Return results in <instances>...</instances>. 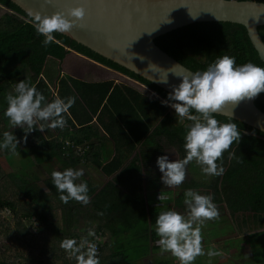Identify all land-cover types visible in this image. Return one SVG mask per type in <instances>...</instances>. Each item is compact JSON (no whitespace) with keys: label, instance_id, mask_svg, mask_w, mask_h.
Returning a JSON list of instances; mask_svg holds the SVG:
<instances>
[{"label":"trees","instance_id":"16d2710c","mask_svg":"<svg viewBox=\"0 0 264 264\" xmlns=\"http://www.w3.org/2000/svg\"><path fill=\"white\" fill-rule=\"evenodd\" d=\"M0 2L13 10L5 12L0 18V93L14 94L16 84L24 80L36 85L45 96L51 95L52 88L40 77L45 62L48 57L65 60L70 48L144 83L165 100L168 99L167 90L59 32L54 33L59 44L43 46L44 37L36 32L28 14L11 0ZM259 32L264 41V27H260ZM155 42L194 71L206 70L224 55L235 57L237 66L246 63L264 65L246 27L239 24L195 23L159 37ZM21 71L22 74L17 77ZM59 95L76 97L69 110L71 117H66L67 126L44 132L35 130L27 135L26 141L22 128L10 131L20 140L15 153L28 151L37 162L58 160L64 167L76 169L92 164L111 176L129 159L137 144L142 148L139 154H135L130 166L113 182L99 187L88 179L81 180L87 182L89 188L91 202L87 205L74 200L64 204L51 179L44 181L48 189L45 190L31 178L18 176L15 172L7 173L0 163V240H5L0 264H76L60 244L65 238L79 241L87 236L89 229L102 237L98 250L100 264H118L113 263L118 259H122L119 264L125 261L134 263L135 259L149 251V239L157 238L152 228L160 213L159 207L154 206L157 200L151 206L143 194L140 163L144 162L147 168L149 183L146 190L159 189L162 184L157 157L164 155L165 146H175L182 157L186 155L184 136L186 126L191 122L185 120L178 124L163 100L113 80L89 82L67 75L60 79ZM257 104L264 112V92L257 99ZM215 117L221 123H236L241 130V139L230 149L235 152L234 158L229 159V153H224V174L210 176V184L205 186L212 189L214 202L226 201L234 214L251 212L256 222L254 227L264 226V133L229 117L217 114ZM7 122L4 114H0V141L9 129ZM104 136L113 143L114 157L109 153L110 146L108 150ZM68 142L77 147L89 145L90 149L80 155ZM9 153L0 149L2 158ZM192 165L195 168V162ZM200 186L194 182L189 188ZM185 190L175 197L179 206L184 201ZM60 210L63 227L58 222ZM8 211L11 221L3 217ZM33 218L38 223L35 232L31 224H26L32 223ZM80 220H86L88 224L83 230L78 228ZM254 234L259 232L250 235L251 240ZM120 244H124L121 249L116 247ZM260 248L263 251L262 245Z\"/></svg>","mask_w":264,"mask_h":264},{"label":"clouds","instance_id":"9594fccd","mask_svg":"<svg viewBox=\"0 0 264 264\" xmlns=\"http://www.w3.org/2000/svg\"><path fill=\"white\" fill-rule=\"evenodd\" d=\"M85 15L83 5L69 8L67 15L61 11L51 15L41 11H28L30 23L44 37L42 44L45 47L51 43L59 44L54 33L70 31ZM179 77H182V82L173 86L168 99L162 103L175 110L180 122L187 120L191 123L186 126L184 136L186 155L175 160H170L168 155L157 157L156 163L162 173L160 179L169 188L179 187L185 181L187 166L192 162L207 176L218 177L224 174V153H229V159L235 157V152L230 149L240 141L241 130L236 123H221L215 114L228 102L235 107L241 101L251 100L264 92V67L253 63L237 66L235 57L228 55L217 58L204 71L182 73ZM5 99L7 108L4 116L10 127L24 130L25 141L27 135L35 130L44 132L64 129L67 126L66 117H71L69 110L76 102L75 96L61 98L59 95H54L49 101L37 90L36 85L24 80H20L14 88V94L8 93ZM19 144L20 140L16 135L5 131L0 149L14 154ZM83 175V168L69 167L63 171H52L51 181L64 204L72 200L84 205L91 202L87 182L81 181ZM167 199L168 196L163 192L158 195L161 202ZM183 203L184 213L170 209L160 212L156 218L154 231L159 237L156 243L161 253H170L179 264H194L203 255L209 258L223 255L215 248L205 252L203 247V226L207 221L220 218L213 196L189 188L184 192ZM95 236V231L89 229L87 236L79 241L65 238L60 247L76 264H100L97 244L88 239Z\"/></svg>","mask_w":264,"mask_h":264},{"label":"water","instance_id":"95a60500","mask_svg":"<svg viewBox=\"0 0 264 264\" xmlns=\"http://www.w3.org/2000/svg\"><path fill=\"white\" fill-rule=\"evenodd\" d=\"M11 1L27 14L29 10H34L49 15L61 11L67 15L69 8L83 5L86 9L84 19L78 21L70 31L61 34L99 56L142 76L168 92L173 91L174 85L182 82V77H179L182 73L196 71L162 50L155 40L195 23L228 22L245 26L254 47L258 51L260 60L264 62V41L259 32V28L264 27V1ZM0 6L6 12H13L1 2ZM69 18L74 19L70 16ZM68 50L78 54L83 59L103 65L75 50L70 48ZM106 68L109 69L108 66ZM136 82L142 83L138 80ZM260 94L251 100L241 101L235 107L231 102H228L216 114L235 119L264 133V112L257 104Z\"/></svg>","mask_w":264,"mask_h":264},{"label":"rangeland","instance_id":"374dc122","mask_svg":"<svg viewBox=\"0 0 264 264\" xmlns=\"http://www.w3.org/2000/svg\"><path fill=\"white\" fill-rule=\"evenodd\" d=\"M5 12L6 11L3 9V7L0 6V18L2 17V15ZM76 55L77 54H75V53L69 52V54L67 56L68 59H65V61L64 60L61 61L59 59L56 60V58L52 59L53 57L48 58L46 69H45L46 74H49L48 70L54 69L55 74H56L55 77H57V75H60V74H63L61 76H64V74H66V75L68 74V75H71L72 77L76 76V78L86 79V80H105V79L110 78V76L109 75L107 76V74H110L109 72H112V71H109V69H106V68H102V67L98 66L97 64L91 63L90 61L85 60L82 57H80V56L78 57ZM81 68L83 69L82 72L79 70ZM20 74H22V71H21V73L18 72L17 77H19ZM130 80H131L132 84H134L140 90L144 89V92H147V93H149L155 97H159V96L162 97L159 93H157L152 88L150 89L147 86L143 85L142 83L136 82V80H134L132 78ZM51 85L54 87L53 82H51ZM6 96H7V94H5L3 92L0 93V114H4V111L7 108V101L5 99ZM171 109H173V108H171ZM173 115L175 116L176 121H178V124H180L176 113H173ZM7 127L11 128L9 124H7ZM17 128H19V127H17ZM104 137L107 138V140L111 141L109 137H106V136H104ZM107 140H106V143H107L106 146L109 150V145H108L109 142ZM176 152H177V147H175V146H171V147L165 146V148H164V155H168L170 160H175L177 158V156L179 154L177 152V155H176ZM104 155L105 154H103V156ZM179 157H181V156H178L177 159H179ZM0 163L3 164V167L5 168L7 173L15 172L18 176L25 177L27 179L31 178V179H33V181L38 183L45 190H48V189L45 186L44 181L47 179H51L52 171H54V170L61 171V165L59 164L60 161H58V160L55 161V163H56L55 165H57L58 167L53 166V164H51V163L48 164L45 162H37L35 157L31 156L28 151H21V152L14 153V154L9 153V154L5 155V158H2V156L0 155ZM188 166H190V167H188ZM188 166H187L186 179L182 184H184V183L191 184L193 180L194 181L196 180L198 183L210 182V176H207L204 173H202L201 168L196 163H195L194 170L192 169V163ZM81 168L84 169V175H83V177H81V180L88 178L92 183L96 184L99 187H102V185L105 184L104 183L106 181L105 176L102 174V172L99 169L95 168L92 164L85 165V166L82 165ZM74 169H76V168H74ZM166 188L168 189L167 186H166ZM178 188L179 187H176V189L174 191L178 190ZM15 190H16V188H15ZM199 191L201 194H204L205 193L204 191H206V189L205 188H199ZM153 201L154 200L149 199L148 202L150 205H152ZM171 207H175V205L172 204ZM218 209L220 212V218L218 220L207 221L206 225L210 230H204L206 228L203 227L202 231H204V232H202V235H203V243H205V241H210L212 235L214 238H216V240H214V242H215V246H218V247L215 250H218L220 246L224 247V248H220L221 250H223V255L219 256L221 258V261L217 262V256L209 258L207 255H203V256L198 257L196 259V261L194 262V264H252L253 262H256V261H254L255 258H254V254H252L253 252L250 255L246 256L245 254L236 253L235 252L236 249L234 247L230 246V245L238 244V246L240 247V245L243 246L242 243H244V242L246 243L247 241H249L245 238L249 237V236L247 237V234L249 235V233H254V230H253L254 220H253L252 215L239 213L237 215L232 216V213L230 211H228L225 207H223V208L219 207ZM3 217H6L7 219H9L8 221L12 220L11 219L12 216L9 215L8 212ZM244 221L245 222L247 221L246 222L247 224L241 226ZM58 222H59L61 227L64 226L63 222H62L61 210L58 211ZM26 224H27V226H29L31 224L32 225V231L35 232V228L37 227V223L26 222ZM87 225L88 224H87L86 220H80L78 228H79V226H81L85 229V227ZM232 225H234L235 228H232ZM152 230H154V228H152ZM207 231H209V232H207ZM234 231L240 232L239 237H236L235 235H232V234H230V235L228 234V233H235ZM263 236H264V228L262 229L261 233H259L257 235L254 234L253 239L249 242L248 245H246L247 253L250 252V250L248 248H252V246L256 250L258 248H260V246H261L260 243H262ZM157 238L159 239L158 236H157ZM221 238H226V239H221ZM4 242H5V240H3V239L0 240V256H1V253L5 249L4 248ZM152 243H153L152 239H149V245H151ZM239 247H237V248H239ZM207 248L212 249V247H207ZM240 251H242V250H240ZM256 253H257L256 256L260 257V255L262 254V251L257 250ZM144 255H146V254H144ZM144 255H142L143 257L142 256H139V257L144 259L147 257ZM157 256L164 257V258L168 259L169 260L168 264H171V262L175 264V260H172L173 256L170 253L161 254V252L160 253L158 252V248L155 247L154 253H152V257L150 258V261H151V259H155V257H157ZM240 258H243V259L241 260ZM121 261H122V259H118L116 261L114 260L113 263L117 262L119 264ZM144 262L147 263V260L144 259ZM123 264H135V263H133V261H125Z\"/></svg>","mask_w":264,"mask_h":264},{"label":"crops","instance_id":"0c3cea01","mask_svg":"<svg viewBox=\"0 0 264 264\" xmlns=\"http://www.w3.org/2000/svg\"><path fill=\"white\" fill-rule=\"evenodd\" d=\"M73 53V52H72ZM76 54V53H75ZM76 56H78L79 57V55L77 54ZM81 57V56H80ZM48 58H52V57H48ZM48 58H47V60H46V62H45V65H44V68H43V72H42V74L40 75V77H43V79H45V81L47 82V84L49 85V87H51L52 88V93H51V95H46L45 97L48 99V100H51L52 99V95H53V93H55L56 95H59V86H60V79H61V77H65V76H67L66 74H64V76H61V75H63V74H60V75H57V77H55L56 76V74H55V70L53 71V70H48V73L49 74H46V71H45V69H46V65H47V61H48ZM52 59H54V58H52ZM66 59H68V57L66 58ZM57 60V59H56ZM85 60H87V59H85ZM65 61V60H64ZM88 61H90V60H88ZM91 62V61H90ZM91 63H94V62H91ZM95 64H97L98 66H100V67H102V68H106V66H103V65H100V64H98V63H95ZM106 69H108V68H106ZM81 72H82V68L81 69H79ZM85 71V70H84ZM109 71H112V72H109L110 74H107V76L109 75L110 76V78L109 79H105V80H113L115 83H122V84H126L127 86H130L131 88H134L135 90H137V91H139L140 93H146V95H148V96H151V97H153V98H156V99H161V100H163V101H165V99L163 98V97H155V96H153V95H151V94H149V93H147V92H144V89L143 90H140L139 88H137L134 84H132V82H131V77L130 76H128V75H126V74H124V73H122V72H120V71H116V70H113L112 68H110L109 67ZM47 75V76H46ZM71 76V75H70ZM74 78H76V76H74ZM76 79H79V78H76ZM133 79V78H132ZM80 80H85V81H89V82H91V81H105V80H86V79H80ZM130 80V81H129ZM51 82H53L54 83V87L51 85ZM60 96V95H59ZM61 97V96H60ZM67 97H69V96H66V95H62V97L61 98H67ZM172 108V107H171ZM171 108H169L170 110H172V112L173 113H175V110L174 109H171ZM161 120V119H160ZM160 120L158 121V122H160ZM96 121V118H94V121L93 122H95ZM7 124H9V121L7 122ZM158 124V123H157ZM156 124V125H157ZM17 128V127H16ZM16 128H9L8 129V131H12V130H15ZM106 140H107V138L105 139V142H106ZM111 140V139H110ZM108 145L110 146V150H109V153H111V155L114 157V155H116V153H115V151H113V153H112V149H113V143H112V141H109V143H108ZM171 147V146H170ZM140 148H142V145H140V144H137L136 146H135V150H134V152L132 153V155L129 157V159H127V161L121 166V168L119 169V171H117L114 175H111V176H107V175H105L100 169V171L102 172V174L105 176V178H106V181L104 182L105 184H107L108 182H113V180H114V178H116V176L117 175H120L121 173H122V171H124L128 166H130L129 164L131 163V161H133V157L135 156V154H139V149ZM178 152V151H177ZM177 152H176V155H177ZM178 154H179V152H178ZM178 156H181V157H179V159H182L183 157H182V155L181 154H179ZM178 156H177V158H178ZM176 158V159H177ZM140 162H142V158H140ZM45 163H51V164H53V166H56V167H58L57 165H55L56 163H55V161H53V162H49V161H47V162H45ZM193 163V162H192ZM60 165H61V171H63L64 169H66V168H69V167H64V165H62V163L60 162L59 163ZM191 164V163H190ZM189 164V165H190ZM89 165V164H88ZM85 166V165H84ZM82 166H80V167H77V169H80ZM140 167H142V169H140V171H142V173H140V180H142V186H143V194H144V196H145V198L147 199V201H149V199H152V200H157L156 201V204H158L157 205V207H159V211L160 212H162V211H166V210H170V209H175V210H177V211H179V212H181V213H184L185 212V205H184V203L182 202V205H177L176 204V201H175V197L176 196H178V194L179 193H181V191L182 190H184V189H189V186H191V185H193V183L194 182H197L196 180L194 181H192V183L191 184H188V183H184V184H181L180 186H179V188H178V190H176V191H174L175 189H176V187H171V188H169L168 187V189L166 188V186H164L163 185V183H162V181L160 182L162 185L161 186H159L160 188L159 189H156V190H146V186H147V184L149 183L148 182V180H147V168H146V166L144 165V162L143 163H140ZM188 167H190V166H188ZM192 169L194 170V167H193V165H192ZM161 173V172H160ZM161 175H162V173H161ZM124 177H127V175L126 176H124ZM86 179H88V178H86ZM89 180V179H88ZM198 183V182H197ZM104 184V185H105ZM198 184H201L202 186H200V187H197V188H194V190H196V191H198V192H200L199 191V188H205L206 189V191H204L205 193H204V195H212V189H210V188H206L207 186H205V185H208V184H210V182H206V183H198ZM104 185H102V186H104ZM187 186V187H186ZM186 187V188H185ZM161 192H163L166 196H168V199L167 200H165V201H159L158 200V195L161 193ZM213 196V195H212ZM217 206H218V208L219 207H221V208H223V207H225L228 211H230L229 210V208H228V206H227V204H226V201H221V202H214ZM172 204H174L175 205V207H171V205ZM152 206V205H151ZM231 212V211H230ZM232 213V212H231ZM239 213H243V214H251L252 215V217H253V214L251 213V212H248V213H244V212H237V213H232V216H234V215H237V214H239ZM253 220H254V222H253V224H254V226H256L255 225V219H254V217H253ZM247 222V221H246ZM246 222L244 221L243 222V224L241 225V226H243V225H245L246 224ZM253 226V230H254V233H261L262 232V229L264 228L263 226H259L258 228L257 227H254ZM203 227H205L206 229H204V230H210L208 227H207V225L205 224ZM79 228H80V230H83L84 228L83 227H81V226H79ZM232 228H235L234 227V225H232ZM202 232H204V231H202ZM207 232H209V231H207ZM235 232V231H234ZM206 233V232H205ZM229 235L230 234H232V235H235L236 237H239V235H240V232H235V233H228ZM253 233H249V235L247 234V237L248 236H250V235H252ZM207 235V234H206ZM209 235V234H208ZM228 235V236H229ZM221 239H226V238H221ZM245 239H247V240H251V238L250 237H248V238H245ZM158 240V238H156L155 240H152V244L150 245V247H149V251L146 253V255H144V256H147L146 258H144V259H146L147 260V263H145L144 262V259H142V258H140V257H138V259H135V264H157V263H160V264H168L169 263V260L168 259H166V258H164V257H159V256H157V257H155V259H151V261H150V258L152 257V253H154V247H156V248H158V252L160 253L161 252V250L159 249V246L157 245V243H156V241ZM214 240H216V238H214L213 237V235L211 236V239H210V241H205V243H203V247H204V249H205V252H207L208 250H209V248H207V247H212V248H217L218 246H215V242H214ZM249 242L250 241H247L246 243L244 242V243H242V245L243 246H241L240 245V247L238 246V244H234V245H230V246H232V247H234L236 250H235V252L236 253H241V254H245L246 256H248V255H250L252 252V254H254V258H255V260L254 261H256V262H253L252 264H264V236H263V238H262V243H260V245H262V254L260 255V257H258V256H256V251L257 250H259V251H261V248H258L257 250L256 249H254L253 248V246H252V248H248L249 250H250V252L249 253H247V251H246V245H248L249 244ZM209 244V245H208ZM207 245V246H206ZM122 246H124V244H120V245H118V246H116L117 248H119V249H121L122 248ZM237 247H239V248H237ZM220 248H224V247H222V246H220L219 247V249L217 250V251H221L222 253H223V250H221ZM242 248V249H241ZM240 250H242V251H240ZM167 252H165V253H161V254H166ZM143 257V256H142ZM140 258V259H139ZM241 260L243 259V258H240ZM154 260V261H153ZM172 260H175V264H179V262L176 260V258H174L173 257V259ZM153 261V262H152ZM221 261V258L219 257V256H217V262H220ZM171 264H174V263H172L171 262Z\"/></svg>","mask_w":264,"mask_h":264},{"label":"built area","instance_id":"2783aa9c","mask_svg":"<svg viewBox=\"0 0 264 264\" xmlns=\"http://www.w3.org/2000/svg\"><path fill=\"white\" fill-rule=\"evenodd\" d=\"M68 145H71L72 147L76 148L80 155H83L85 151H88L90 149L89 145H85L84 147H77L74 145V143H70V142H68ZM157 205L158 204H154L155 207H157ZM8 213H10V212L8 211ZM35 221H36V218H33L32 223ZM35 223H37V222H35ZM37 225H38V223H37ZM91 238H92L91 240L97 244V247L99 250V247H100L99 243L102 240L101 234H96L95 237H91Z\"/></svg>","mask_w":264,"mask_h":264}]
</instances>
